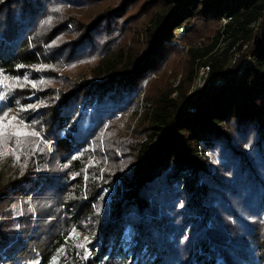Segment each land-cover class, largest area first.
<instances>
[{
    "label": "trees",
    "instance_id": "1",
    "mask_svg": "<svg viewBox=\"0 0 264 264\" xmlns=\"http://www.w3.org/2000/svg\"><path fill=\"white\" fill-rule=\"evenodd\" d=\"M263 29L264 0H0V119L34 125L0 135V264H264Z\"/></svg>",
    "mask_w": 264,
    "mask_h": 264
},
{
    "label": "rangeland",
    "instance_id": "2",
    "mask_svg": "<svg viewBox=\"0 0 264 264\" xmlns=\"http://www.w3.org/2000/svg\"><path fill=\"white\" fill-rule=\"evenodd\" d=\"M168 13H170V11H168ZM223 23H225V22L223 21ZM262 33H264V29L261 31V34ZM181 37H182V35L180 33H174V41L171 44H178ZM204 40H205L204 38L201 39L202 42H205ZM252 45H253V41L244 42L240 53L239 54H236V53L233 54L231 65L234 64L235 62H239V63H241L240 64V66H241L242 63H245L247 60H249V55L247 54V51H248V48L251 47ZM225 46H226V43L223 41V39L222 40L220 39V41L216 47V49H218L217 52H220ZM184 48L186 49L187 47L184 46ZM241 54H244V56L240 57ZM245 54H247V56H245ZM240 71L241 70L239 67L238 74H240ZM206 72H208V71H206ZM6 77L7 76L5 74L0 77V100L5 98V96H6V91L5 90L1 91L4 89V85H5L4 82H5ZM192 91L193 90L190 89L188 95H190V93ZM32 99H35V101H33L31 109H32L33 113H37V111L42 106V100H41V97L39 96L37 91H34L33 94L30 95L29 100L31 101ZM140 105H141V103H140ZM139 107L141 110V106H139ZM7 108H8V112H9L8 115L11 117V120L8 122V121H2L0 119V135H5V134L8 135L9 134V135L17 137V135H15L14 133H16L18 130L20 132H23V133H25V132L30 133V131L34 130V125L29 120L26 121L23 119V117H21V115L27 111L28 107H22L19 100H10L8 102ZM118 116H120V115H118ZM13 117H15V119H13ZM135 122L136 121L134 120L133 125ZM18 126H20V128ZM131 129H132V126H131L130 130ZM44 131H45V128L43 125H41L40 130L37 132V136H38L37 140H38L39 144H41L43 142V138L45 137ZM52 144H53V142L50 141L46 145V151L48 154L51 153ZM9 150L11 152H14V153H20L19 149L14 148V146H12V145L9 147ZM9 163H10V156L9 155L0 161V169H1L0 176L6 173V170L8 169ZM60 164L64 165L65 163L60 162ZM116 184H119V180L116 181ZM89 240L90 239L88 238V234L86 232L81 231L79 233V241L82 244L85 245L86 242ZM133 241H134V237L130 236L129 232L127 230H125L118 236V238L114 244L115 248L118 251L117 255L118 254L119 255L125 254L128 263L135 262V258H136L134 251H132V250L127 251L126 250L128 248V246H130L133 243ZM84 245H83V247L87 251L86 256L87 257L94 256V254L96 253V247L95 246L88 247V246H86V245L84 246ZM152 260H153V255L151 253H149V254L146 253V254H142L140 259H138V261L135 264H152ZM50 264H62V261H60V257L58 256V257H55L51 261Z\"/></svg>",
    "mask_w": 264,
    "mask_h": 264
},
{
    "label": "built area",
    "instance_id": "3",
    "mask_svg": "<svg viewBox=\"0 0 264 264\" xmlns=\"http://www.w3.org/2000/svg\"><path fill=\"white\" fill-rule=\"evenodd\" d=\"M224 22H226L225 20H223ZM224 24V23H223ZM179 31H180V33H181V31H182V29H179ZM247 64H249V60H247L245 63H242V65L240 66V70L242 71L243 70V68L247 65ZM206 71H208V69H207V67L205 66V67H202V68H200L198 71H197V76H196V78H195V81H194V84H193V86H192V90H194V89H196V88H201L202 86H203V84H204V82H205V79H206V75H207V72ZM240 71V72H241ZM217 85H221V82H217L216 83Z\"/></svg>",
    "mask_w": 264,
    "mask_h": 264
},
{
    "label": "snow or ice",
    "instance_id": "4",
    "mask_svg": "<svg viewBox=\"0 0 264 264\" xmlns=\"http://www.w3.org/2000/svg\"><path fill=\"white\" fill-rule=\"evenodd\" d=\"M13 119H15V117H13ZM15 135H21V134H24V135H28L29 133H20V132H16L14 133ZM31 135H35V133H31ZM182 206V205H181ZM80 247H83V245H80Z\"/></svg>",
    "mask_w": 264,
    "mask_h": 264
}]
</instances>
